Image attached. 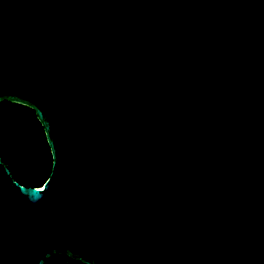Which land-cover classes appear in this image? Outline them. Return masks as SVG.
Segmentation results:
<instances>
[{
  "label": "water",
  "instance_id": "95a60500",
  "mask_svg": "<svg viewBox=\"0 0 264 264\" xmlns=\"http://www.w3.org/2000/svg\"><path fill=\"white\" fill-rule=\"evenodd\" d=\"M2 101L53 166L0 153V264H264V0H0Z\"/></svg>",
  "mask_w": 264,
  "mask_h": 264
},
{
  "label": "trees",
  "instance_id": "16d2710c",
  "mask_svg": "<svg viewBox=\"0 0 264 264\" xmlns=\"http://www.w3.org/2000/svg\"><path fill=\"white\" fill-rule=\"evenodd\" d=\"M0 153L21 184L43 188L49 179L53 157L45 131L32 109L0 102ZM46 264L79 263L57 256Z\"/></svg>",
  "mask_w": 264,
  "mask_h": 264
}]
</instances>
